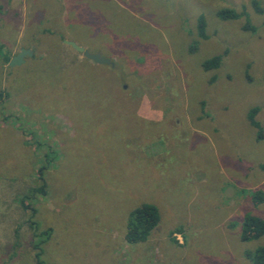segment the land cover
<instances>
[{
    "label": "rangeland",
    "instance_id": "1",
    "mask_svg": "<svg viewBox=\"0 0 264 264\" xmlns=\"http://www.w3.org/2000/svg\"><path fill=\"white\" fill-rule=\"evenodd\" d=\"M225 8L244 16L221 21ZM0 91V264H40L41 241L45 264H253L264 247L241 240L246 215L264 219V137L248 118L259 108L264 134V0H0ZM143 203L161 222L131 245Z\"/></svg>",
    "mask_w": 264,
    "mask_h": 264
},
{
    "label": "trees",
    "instance_id": "2",
    "mask_svg": "<svg viewBox=\"0 0 264 264\" xmlns=\"http://www.w3.org/2000/svg\"><path fill=\"white\" fill-rule=\"evenodd\" d=\"M257 10L260 13L263 12L261 11V9L257 8ZM242 16H244L243 12L240 13L237 10L230 8L221 9L217 13V17L221 21H235V20H239ZM197 28H198L199 37L202 39H207L208 38V35L206 34L207 23L204 16L199 17ZM244 28L251 31L254 30L253 27L249 25L248 22ZM4 62L9 63L10 61L9 59H5ZM221 63H222V56H216L203 62L202 67L205 71L215 70L221 66ZM80 70H81V74L85 76H92L93 73L98 72L99 74L96 73L97 75L104 76L105 78L108 79L110 83V87L114 92V94L118 93L119 84L114 80L113 77L109 78L105 73L92 69L89 70L81 66H80ZM119 91L123 92V89ZM4 99H5V94L0 91V104H2ZM117 100H119L122 103L121 99L117 98ZM123 109L126 108L124 107ZM259 111H260L259 108H253L250 111L248 118L251 125L254 128H258L260 131H262L260 132V136L261 138H263L264 137L263 129L261 127V124L256 120ZM49 155H51L50 152L48 153L46 152L43 155L45 157V164L42 165L41 168L38 170V180L40 181V184L32 190V194L29 195L30 197L35 198V196L37 195H46L47 193L46 173L48 172L49 167L52 166L51 164L53 161V159H51ZM26 200H27V196L21 200V205L25 210H28L32 208V206L27 204ZM252 200L256 206L264 203V191L261 190L255 191L253 193ZM32 212L36 213L34 208H32ZM160 222H161L160 212L155 205L150 203H143L140 206L136 207L130 214L129 224L127 227V232L125 237L127 243L133 245V244H140L147 242L151 234L159 226ZM32 228L33 231H35V234L38 233L39 225L35 221L32 222ZM51 233L52 230H49L40 233V235L41 234L44 236L46 235L49 239L51 237ZM263 236H264V219L249 214L246 215L243 222L241 240L243 242H252L260 239ZM42 243L43 241L35 245V248L38 249V252L36 253V258L40 264H45L43 261H41L42 260L41 256L43 254V250L41 248ZM248 257L253 264H264V247H259L258 249L255 250V252L249 253Z\"/></svg>",
    "mask_w": 264,
    "mask_h": 264
},
{
    "label": "water",
    "instance_id": "3",
    "mask_svg": "<svg viewBox=\"0 0 264 264\" xmlns=\"http://www.w3.org/2000/svg\"><path fill=\"white\" fill-rule=\"evenodd\" d=\"M64 43L66 45L71 46L73 49H75L77 52L81 53L84 55V57H86L87 59L100 64V65H114L110 59L104 58L102 57L100 54H93L90 53L88 50H86L85 48L77 45L75 42L73 41H69L66 40L64 41ZM31 57L33 55V52L31 50H21V52L19 54H17L16 56H14L11 61H10V67H16V66H21L22 64L25 63V58L26 57Z\"/></svg>",
    "mask_w": 264,
    "mask_h": 264
}]
</instances>
